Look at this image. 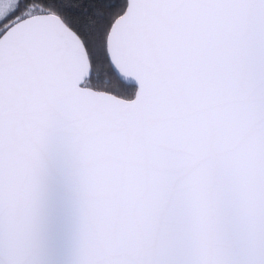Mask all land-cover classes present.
<instances>
[{
    "label": "snow or ice",
    "instance_id": "1",
    "mask_svg": "<svg viewBox=\"0 0 264 264\" xmlns=\"http://www.w3.org/2000/svg\"><path fill=\"white\" fill-rule=\"evenodd\" d=\"M0 264H264V0H0Z\"/></svg>",
    "mask_w": 264,
    "mask_h": 264
}]
</instances>
